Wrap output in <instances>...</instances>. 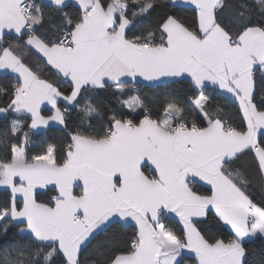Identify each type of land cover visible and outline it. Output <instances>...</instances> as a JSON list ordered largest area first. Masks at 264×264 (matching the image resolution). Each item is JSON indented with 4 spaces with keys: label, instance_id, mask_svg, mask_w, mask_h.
Instances as JSON below:
<instances>
[{
    "label": "snow or ice",
    "instance_id": "snow-or-ice-1",
    "mask_svg": "<svg viewBox=\"0 0 264 264\" xmlns=\"http://www.w3.org/2000/svg\"><path fill=\"white\" fill-rule=\"evenodd\" d=\"M182 2L191 22L165 12L137 31L178 0H0V72L16 81L0 85V264H264V203L250 194L264 191V0ZM138 78L189 81L193 95L170 94L152 113L126 91ZM210 88L231 98L237 121L209 111ZM108 92L119 108L97 98ZM70 107L87 129L32 154L29 133L67 130ZM245 157L251 173L236 167ZM213 223L229 235H213ZM101 232L111 234L86 256Z\"/></svg>",
    "mask_w": 264,
    "mask_h": 264
},
{
    "label": "trees",
    "instance_id": "trees-1",
    "mask_svg": "<svg viewBox=\"0 0 264 264\" xmlns=\"http://www.w3.org/2000/svg\"><path fill=\"white\" fill-rule=\"evenodd\" d=\"M161 5H170L172 0H159ZM51 13V9L47 10ZM165 12H175L179 17L182 19L191 22L193 16L192 8L187 7H161L157 10V12L153 13L152 16L148 19H145L141 25L138 26L137 31H139L143 27L155 26L160 18L163 16ZM54 15V13H53ZM225 23H229L228 18H225ZM48 26H46L47 28ZM10 43L17 44V41L13 38H6ZM24 51V60L26 63L32 67L34 70L38 71L41 74L42 78H46L49 80L56 79L54 74V70H50L48 66L44 63V60L34 51L29 52L27 50ZM15 79L10 76L0 75V85L11 87L15 84ZM136 87V89H134ZM129 96H139L141 99L144 100L145 104L148 106V110L152 113H158L161 111L162 107L168 102L170 98V94H176L180 98H185L193 95V87L189 81H184L183 83H169L167 85L149 87L147 84L143 83H135L129 82L128 88L126 89ZM206 95H210L212 97V104L213 106L209 108L210 112L215 113L217 108L222 109L221 115L225 118L231 117L233 121L238 120V116L236 113V106L231 100V98L222 96L219 92H216L209 89L208 92L205 93ZM100 101H102L105 108H119V100L117 97L113 96L111 92L102 93L97 97ZM128 97H123V99H127ZM3 99L0 98V106H3ZM63 107V105H62ZM12 117L9 118L10 122ZM6 122L3 118H0V129H2L3 125ZM98 123V122H94ZM67 124L68 128L65 130L64 128L59 127H51L50 130H45L42 132H30L29 136L32 143L35 147L30 146V151L32 154H36L40 152L42 148L45 146L46 143L56 144L59 150V146L61 144H66L68 142L67 133L71 132L75 128H80L81 131L87 129L88 125L87 122H83V127H81L82 121L80 114L76 108H69V115L67 117ZM27 131V128L24 129ZM15 142V141H11ZM5 145L0 143V156L4 155L5 153ZM250 157H245L242 161H240L236 167L240 170V172L244 173L247 170V173H251L254 170V164L250 161ZM250 194L253 198L254 202L260 204L264 203V191H262L258 185L253 186L250 188ZM5 193L3 190H0V200H3ZM47 197H45V200ZM169 227L175 229L176 231H180L181 225L173 220V219H165L164 221ZM209 228L212 230L213 235H221L222 238L229 235L227 230H222L220 233L217 232V226L213 223L209 225ZM122 233V241L120 246L123 247V242L127 241L131 238L132 232L134 229L132 227L123 228L120 230ZM110 232H101L99 233L96 238L92 241L89 245L87 252L85 253L86 256H90L93 249H95L98 245L104 243L106 239L110 236ZM17 238V231L15 228L12 229L11 232L8 233L7 240L12 241ZM4 238L0 236V243H2ZM260 241H254L249 245L251 248H258ZM95 258V257H90ZM186 264H195L193 259H189L186 261Z\"/></svg>",
    "mask_w": 264,
    "mask_h": 264
},
{
    "label": "crops",
    "instance_id": "crops-1",
    "mask_svg": "<svg viewBox=\"0 0 264 264\" xmlns=\"http://www.w3.org/2000/svg\"><path fill=\"white\" fill-rule=\"evenodd\" d=\"M178 3L180 4V7H187V8H192V7H190V6H187L186 4H184L183 2H182V0H178ZM15 34H9L8 35V37H6V38H13V36H14ZM13 45H15V43H12ZM39 55V54H38ZM40 56V55H39ZM41 57V56H40ZM42 58V57H41ZM43 59V58H42ZM44 60V59H43ZM0 75H5L4 73H2V72H0ZM8 76H10V77H12L11 75H8ZM13 79H14V77H12ZM138 80H140L141 82L140 83H143V84H147V82H144L143 80H142V78H138ZM148 85V84H147ZM50 107V106H49ZM1 118V117H0ZM52 127H59V128H63V126H60V125H55V126H52ZM42 131H45V130H40V131H37V132H42ZM251 161V160H250ZM238 169V168H237ZM239 170V169H238ZM240 171V170H239ZM0 190H3V189H0ZM166 219H173V220H175V221H177L178 223H179V221H178V218H176V217H174V216H170V217H168V218H166ZM180 224V223H179Z\"/></svg>",
    "mask_w": 264,
    "mask_h": 264
},
{
    "label": "built area",
    "instance_id": "built-area-1",
    "mask_svg": "<svg viewBox=\"0 0 264 264\" xmlns=\"http://www.w3.org/2000/svg\"><path fill=\"white\" fill-rule=\"evenodd\" d=\"M134 89H136V87H134Z\"/></svg>",
    "mask_w": 264,
    "mask_h": 264
}]
</instances>
